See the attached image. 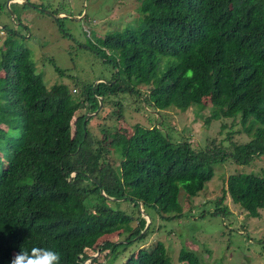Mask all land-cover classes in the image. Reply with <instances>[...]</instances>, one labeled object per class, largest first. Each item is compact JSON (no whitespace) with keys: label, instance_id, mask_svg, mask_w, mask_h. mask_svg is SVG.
<instances>
[{"label":"trees","instance_id":"1","mask_svg":"<svg viewBox=\"0 0 264 264\" xmlns=\"http://www.w3.org/2000/svg\"><path fill=\"white\" fill-rule=\"evenodd\" d=\"M138 10L145 15L141 26H127L94 43L97 54L114 65L113 74L86 84L81 98L66 83L49 89L30 50L18 41L26 36L3 27L0 264H10L14 253L32 247L57 251L61 264H83L97 252L106 257L126 249L148 232L139 236L147 224L140 204L152 222L154 212H182L181 191L198 195L214 177L217 163L248 164L264 156V0H141ZM140 86L149 87L144 101L157 110L185 111L208 97L212 111L207 122L239 117L240 132L251 138L227 146L212 140L194 149L188 139L174 141L157 125L137 123L121 140L115 123V130L100 128V137L91 131L89 119L84 122L82 110L93 112L101 100L104 105L120 92L140 97ZM114 106L117 120L122 119L123 103ZM227 193L251 215H259L264 177L230 175L219 209ZM114 201L131 202L138 216L114 208ZM135 220L126 244L103 239L122 235ZM117 259L115 254L113 262ZM180 261L201 264L195 252L185 249ZM122 264L172 262L158 243L139 248Z\"/></svg>","mask_w":264,"mask_h":264},{"label":"rangeland","instance_id":"2","mask_svg":"<svg viewBox=\"0 0 264 264\" xmlns=\"http://www.w3.org/2000/svg\"><path fill=\"white\" fill-rule=\"evenodd\" d=\"M7 1L0 0V47L7 36L3 27L22 33L26 37L20 36L18 41L30 50L37 71L48 88L53 90L66 83L71 90L77 89L74 93L77 98L84 96L86 84L108 80L113 74L114 65L97 54L94 43L127 26L138 28L145 20V15L138 10L141 0H29L38 8L20 2L10 5L16 17L21 18L18 24L12 19ZM57 67L66 73V77L59 74ZM73 78L77 79L78 86L73 83ZM148 88L140 86V97L121 92L108 96L105 104L100 102L95 111L86 109L80 114L86 113L84 122L89 119L91 131L100 137V128L115 130L111 127L115 123L121 140L131 135L137 123L157 125L174 141L188 139L194 149L205 148L212 144V140L227 146L230 141L245 143L251 138L246 131L240 132L239 117L207 122L212 111L208 97L202 104L185 111L176 107L157 110L144 101ZM115 101L124 105V116L120 120L114 113L118 108L114 106ZM230 133L232 137L227 140ZM214 167V177L198 195L190 196L181 191L182 212H154L152 225L145 237L133 240L126 249L119 248L118 252L109 253L106 257L100 253L101 257H96V261L100 264H122L139 248L163 243L172 264H182L180 252L183 249L195 252L201 264H264V207L259 210V215H251L227 193L219 209L229 176L244 173L264 177V156L255 157L248 164L228 159ZM112 205L138 216L137 209L129 201H114ZM137 220L126 225L122 235L113 233L103 239L126 244L133 236L132 229L137 226ZM115 254H118V259L113 262ZM89 263L88 260L86 264Z\"/></svg>","mask_w":264,"mask_h":264},{"label":"clouds","instance_id":"3","mask_svg":"<svg viewBox=\"0 0 264 264\" xmlns=\"http://www.w3.org/2000/svg\"><path fill=\"white\" fill-rule=\"evenodd\" d=\"M10 264H61V256L53 249L32 247L30 251L14 253Z\"/></svg>","mask_w":264,"mask_h":264},{"label":"water","instance_id":"4","mask_svg":"<svg viewBox=\"0 0 264 264\" xmlns=\"http://www.w3.org/2000/svg\"><path fill=\"white\" fill-rule=\"evenodd\" d=\"M13 2H20V3L24 4V5H28V6L36 7V5L33 4V3H31L29 0H8V1H7V7L9 8V10H10V12H11L12 19H13L14 21H16L18 24H20V21H17V17H16V15H15V13L12 11L11 6H10L11 3H13ZM43 11L46 12V13H49L48 10H43ZM56 18L58 19L59 17L56 16ZM101 99H102V98H101ZM101 104H102V100H101ZM93 180L96 181V179H93ZM102 194H103L106 198H108V199H110V200H115V198L106 195L104 191H102ZM140 209L142 210V212L144 213V215H145V217H146V219H147L146 227H145V229H144V230L140 233V235H139V236H142V235H143V234L149 229V227H150V225H151V222H152V218H151V216H150L149 214H147V213L144 211V208H143L142 204H140ZM99 254H100V252H99V253H96V254H93L92 256L88 257V258L83 262V264H86V262H87L88 260L91 261L92 259L98 257Z\"/></svg>","mask_w":264,"mask_h":264},{"label":"built area","instance_id":"5","mask_svg":"<svg viewBox=\"0 0 264 264\" xmlns=\"http://www.w3.org/2000/svg\"><path fill=\"white\" fill-rule=\"evenodd\" d=\"M74 91L76 92L77 90H76V89H74Z\"/></svg>","mask_w":264,"mask_h":264},{"label":"flooded vegetation","instance_id":"6","mask_svg":"<svg viewBox=\"0 0 264 264\" xmlns=\"http://www.w3.org/2000/svg\"><path fill=\"white\" fill-rule=\"evenodd\" d=\"M37 7V6H36ZM38 8V7H37Z\"/></svg>","mask_w":264,"mask_h":264},{"label":"crops","instance_id":"7","mask_svg":"<svg viewBox=\"0 0 264 264\" xmlns=\"http://www.w3.org/2000/svg\"><path fill=\"white\" fill-rule=\"evenodd\" d=\"M77 90V89H76Z\"/></svg>","mask_w":264,"mask_h":264}]
</instances>
